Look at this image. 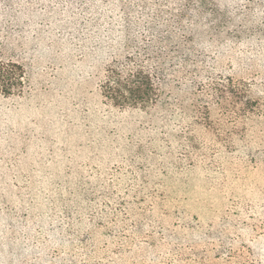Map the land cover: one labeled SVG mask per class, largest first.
Returning <instances> with one entry per match:
<instances>
[{
  "label": "trees",
  "instance_id": "obj_1",
  "mask_svg": "<svg viewBox=\"0 0 264 264\" xmlns=\"http://www.w3.org/2000/svg\"><path fill=\"white\" fill-rule=\"evenodd\" d=\"M263 235L264 0H0V264H259Z\"/></svg>",
  "mask_w": 264,
  "mask_h": 264
},
{
  "label": "rangeland",
  "instance_id": "obj_2",
  "mask_svg": "<svg viewBox=\"0 0 264 264\" xmlns=\"http://www.w3.org/2000/svg\"><path fill=\"white\" fill-rule=\"evenodd\" d=\"M39 67L45 68L46 76L41 77L37 74L39 72ZM26 71L28 75L33 78L37 88L39 89L50 88L49 83L57 80V78L54 77L56 75V70H53L51 65H45V63L27 62ZM61 87V83L57 84V90L59 88L61 89ZM57 90H54L52 93H41L38 98L39 100L37 101L39 107L35 110L43 114H52L53 111L56 113L61 112V110L69 104L72 97L69 94L67 95V93H63V96H60ZM49 101L54 104V107L48 105ZM250 245L253 249L257 262H259V264H264V235L253 239Z\"/></svg>",
  "mask_w": 264,
  "mask_h": 264
}]
</instances>
